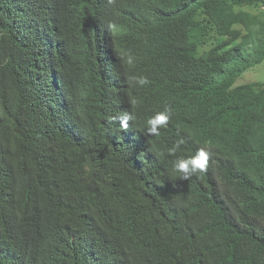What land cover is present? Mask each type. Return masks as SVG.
Returning a JSON list of instances; mask_svg holds the SVG:
<instances>
[{"label":"trees","instance_id":"16d2710c","mask_svg":"<svg viewBox=\"0 0 264 264\" xmlns=\"http://www.w3.org/2000/svg\"><path fill=\"white\" fill-rule=\"evenodd\" d=\"M52 1L0 0V264H264V83L237 82L264 61V0H116L130 30L104 56L103 10Z\"/></svg>","mask_w":264,"mask_h":264},{"label":"clouds","instance_id":"9594fccd","mask_svg":"<svg viewBox=\"0 0 264 264\" xmlns=\"http://www.w3.org/2000/svg\"><path fill=\"white\" fill-rule=\"evenodd\" d=\"M57 1H52V7H56L58 9ZM100 0H89L87 9H102V29L103 32L99 36L97 41V52L99 55L104 53H108L109 50L111 54L113 48L115 47L112 44V39L115 36H125L129 33L130 30V19L123 10L116 8L115 3L116 0H103L101 4H99ZM110 17H114V21L110 22ZM46 20L54 24V28L57 25L56 18L51 16H47ZM53 28L51 33H46L38 36L39 39L36 44H39L46 48L49 51H53L60 48V40H59V31H56ZM143 32H146L145 29H139L136 33L137 39L131 40L126 43V45H138L139 43H143L146 46V42L139 38V35ZM111 46H114L111 49ZM129 63H131V58H129ZM44 72H47L46 79L47 81H51L59 76V71L56 68L45 67ZM110 80L115 83V87L121 84V80L119 75L111 70L110 72ZM137 82L141 85L146 84L147 78L139 77ZM61 86V85H60ZM171 115V109L165 108L163 112L157 113L154 117H152L149 121L148 131L150 133H155L158 125L166 124ZM133 116L129 113H124L122 117L119 118L120 126L124 129L128 126V121L132 120ZM131 127V126H130ZM129 127V128H130ZM107 141V140H106ZM182 142V141H181ZM108 146H110V142L107 141ZM209 153L201 149L194 157L190 158H181L174 164V170L178 173L182 174V178L187 180L191 175L196 174L198 172H202L205 170L207 161H208ZM153 156L149 152L139 151L134 158L133 169L134 173L143 177V180H138L141 185H146V175L150 170V167L153 165Z\"/></svg>","mask_w":264,"mask_h":264},{"label":"rangeland","instance_id":"374dc122","mask_svg":"<svg viewBox=\"0 0 264 264\" xmlns=\"http://www.w3.org/2000/svg\"><path fill=\"white\" fill-rule=\"evenodd\" d=\"M262 7L247 6L246 9L257 12ZM238 83L246 82H263L264 83V61L248 69L237 81Z\"/></svg>","mask_w":264,"mask_h":264},{"label":"bare ground","instance_id":"6f19581e","mask_svg":"<svg viewBox=\"0 0 264 264\" xmlns=\"http://www.w3.org/2000/svg\"><path fill=\"white\" fill-rule=\"evenodd\" d=\"M83 11V10H82ZM198 149V148H197ZM114 171V170H113ZM103 174V173H102ZM114 175V174H113ZM116 176V175H115ZM102 205V204H101ZM164 244V243H163ZM161 249V248H160Z\"/></svg>","mask_w":264,"mask_h":264}]
</instances>
